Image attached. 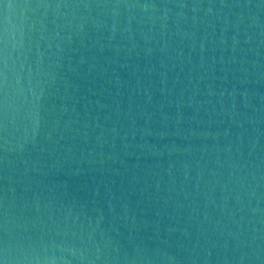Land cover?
Wrapping results in <instances>:
<instances>
[{
  "label": "water",
  "instance_id": "water-1",
  "mask_svg": "<svg viewBox=\"0 0 264 264\" xmlns=\"http://www.w3.org/2000/svg\"><path fill=\"white\" fill-rule=\"evenodd\" d=\"M0 264H264V0H0Z\"/></svg>",
  "mask_w": 264,
  "mask_h": 264
}]
</instances>
